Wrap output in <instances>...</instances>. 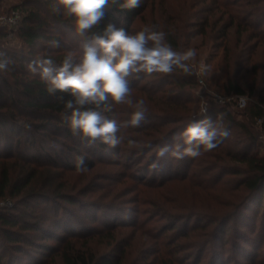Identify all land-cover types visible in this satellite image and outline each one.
Returning a JSON list of instances; mask_svg holds the SVG:
<instances>
[{
    "label": "rangeland",
    "instance_id": "obj_1",
    "mask_svg": "<svg viewBox=\"0 0 264 264\" xmlns=\"http://www.w3.org/2000/svg\"><path fill=\"white\" fill-rule=\"evenodd\" d=\"M24 1L0 0V16H10L16 9L23 10L26 16V11L20 8ZM213 4L212 0H143L129 28V33L135 34L146 25H156L155 30H171L175 37V25H179V51L194 48L197 52L195 60L190 62L195 87L177 97L185 103L186 110L175 107L174 72L168 73L169 76L134 73L128 77L130 98L133 104L144 100L148 109L145 120L140 127H124L135 109L128 104H116L109 97L108 114L111 120L117 121V136L122 138V143L114 148L107 145L104 151L90 150L88 156L95 166L86 173L32 166L28 159L27 162L20 159L18 151H12V143L0 144V165L7 166L14 182L24 183L31 168L36 167L38 177L32 189L51 185L55 188L63 183V191L79 200L78 206H69L66 210L59 209V205L67 204L58 200L41 202L37 210H32L40 213L41 232L15 229L13 236L17 242L0 235L1 264H64L61 255L72 246L98 258L121 257L122 264H264V234L260 228L264 197L257 212L259 218L254 222L255 229H249L245 223L253 224L258 215L254 211L258 208L253 207L251 192L241 183L245 174L220 169L228 161L222 160L221 150L216 148L202 151L199 157L186 156L180 160L169 154L158 160L156 155L160 146L180 143L184 147L182 138L174 139L175 115L203 119L202 105L207 104L208 109L214 107L212 93H227L229 78L244 89L245 95L253 87L257 93L255 98L264 96V38H249L248 32L241 39L235 27L228 31L226 38H221L220 30L228 17L222 10L213 8ZM56 8L60 23L52 22L49 34L62 37L66 53L79 64L84 55L85 34L77 32L74 18L64 15L62 5ZM45 15L50 18L49 14ZM178 15L184 17L177 21ZM0 30L7 32L4 39L0 38L1 49L14 55L29 53L30 48L17 35L18 29L13 36L8 35L9 28L0 26ZM42 45L44 42L38 47ZM201 64L207 66L206 86L198 82ZM4 75L11 74L4 71ZM228 108L237 122L245 123L253 132L259 146L264 134V126L257 123L260 118L251 116L246 108L241 111ZM96 111L105 118L106 108L99 106ZM219 121L228 133L224 136L225 143L246 139L239 126L229 128V123ZM8 132L0 131V135H9ZM16 138L17 134H13L12 139ZM129 140L135 141V145H129ZM225 143L223 147L227 146ZM23 144L25 148L28 145ZM43 145L38 140L34 149H48ZM24 154L22 151L20 155ZM258 156L264 158V150L258 151ZM154 162L159 164L157 169L151 168ZM228 165L234 166L236 162L230 161ZM24 196L27 195L20 196L21 199ZM26 201L31 205L36 202L35 199ZM15 203L8 196L0 200V210L6 207L11 215L34 223V218L23 214L24 207L11 212ZM245 207H250L246 212L248 219L226 220L236 213L242 216L241 210ZM53 208L59 211L56 213ZM29 211L32 212L30 209L26 213ZM224 221L219 229L218 224Z\"/></svg>",
    "mask_w": 264,
    "mask_h": 264
},
{
    "label": "trees",
    "instance_id": "obj_2",
    "mask_svg": "<svg viewBox=\"0 0 264 264\" xmlns=\"http://www.w3.org/2000/svg\"><path fill=\"white\" fill-rule=\"evenodd\" d=\"M212 1L214 3L213 8L222 10L223 15L228 17V22L220 30L221 38H226L228 31L234 27L241 39L248 32H250L249 38H264V0ZM58 4L59 0L24 1L23 6L20 8H23L27 15L24 17L17 35L28 45L30 48L29 53L14 55L0 48V53L3 54L2 58L9 61L8 70L6 71L11 74L7 77L4 75V71H0V131H9V135H0V144H3L5 141H9L10 144L12 143V151H18L20 159H25V162L28 159L29 164H32V166L45 167L49 170L53 169L63 172L65 170L76 169L75 156L80 154H86L85 163L88 169L93 168L95 166L94 161L88 156L90 150L104 151L108 146L99 139L94 143H89L87 139L82 138L80 133L74 134L66 119L67 116H70L71 110L67 109L65 105L68 101H72L74 107H80L76 104V97L70 92L57 91L55 94L49 93L47 84L40 77L29 71L28 65L41 59L39 58L40 56L42 58H51L57 68L62 66L65 58L69 56L66 53L67 47L62 37L49 34L52 22L56 21L60 23V14L56 12ZM140 8L124 10L118 4L110 3L105 8L104 20L85 33V43H91L94 35H102L105 27L110 22L114 23L117 28H123L129 33V28L138 16ZM235 8L238 10H234ZM46 13L50 15V18H47ZM180 17L182 19L184 16L178 15V17H175V20L178 21ZM217 22L220 23L221 20ZM3 31L0 30V38L4 39L7 36V32ZM178 31L179 25L177 24L175 25V37L171 30L165 31L167 43H170L176 51H179L180 33ZM43 42L44 45L38 47ZM231 49L229 46V52ZM72 62L75 64L73 59ZM172 72L175 73V81H173L176 92L175 107L186 110L184 107L185 103L181 102L177 97L195 87V73L192 70L186 73L180 68H174ZM166 76L169 75L167 74ZM249 89L250 94L248 93V96H250L252 101L247 106L246 112L251 111V116L264 119V96L261 94L257 99L254 97L257 94L255 89L253 87ZM226 91L228 94L234 95L247 94L232 78H229L227 82ZM108 106V100L100 105L101 108H106L107 110L105 118L111 119L108 114ZM84 108L96 110L97 107L95 105H85ZM207 117L213 121H216L219 117L221 121L230 124L228 125L229 128L232 125L239 126L246 135V141L239 140L228 144L225 143L226 137H221L216 149L221 150V154L223 155L222 160L228 161V163L220 165V169H223L226 173L245 174L246 177L241 180V183L245 188L250 190L249 198L254 204L253 207L257 206L258 208L254 211L255 215L258 214L257 212L261 209L264 197V158L258 156L259 146L257 137H255L245 123H239L234 119L233 112L228 106L215 105L208 111ZM202 118L204 119V117ZM199 120L201 119L185 115H175V124H177L174 130L175 138L179 137V134L190 123ZM13 134H17L16 139H12ZM32 139L34 140L30 143ZM38 140L44 144L43 146H47L48 149L46 147L45 149L44 147L37 150L34 149ZM23 142L28 144L26 148ZM224 143L227 145H225L226 147L222 146ZM239 148L241 149L239 150ZM22 151L25 153L24 155H20ZM230 161H235L236 165H228ZM0 171V200H4L8 196L13 200L15 199L16 205L11 212L24 207L23 214L35 220L34 223H28V221H24L16 215H11L12 213L10 214V211L8 210V212L6 207L3 208V211L0 210V235L11 242L19 241L13 236L14 232H16L14 231L15 229L22 232H41L43 227L40 221V213L32 211L37 210V207L42 204L41 202H57L58 200L67 204L59 205V209L63 210L68 209L69 206L79 205L78 197L63 191V183L58 184L55 188H52L51 185L46 186L47 188L32 189L31 185L38 177L36 167L31 168L29 175L22 184L18 181H13L10 170L6 165H0ZM25 194L27 196L21 199L20 196ZM28 199H35L36 202L33 205L28 204L26 201ZM30 209L32 212L26 213ZM244 209V211L241 210L242 216L236 213L229 220L228 218L226 220L231 222L233 219L241 217L245 221V219L249 218L246 212L250 210V207H245ZM53 210L56 212L55 208ZM258 218L259 214L254 218L252 225L248 221H246L245 225L249 229L251 227L255 229L254 225L257 223L254 224V222H257ZM224 223L225 221L220 222L218 228L221 229ZM260 228L264 234V214L260 220ZM261 238L263 237L261 236ZM61 257L64 264H122L121 257L105 255L98 258L93 253H85L74 249V246L68 248V250H64ZM1 260L2 258L0 257V262Z\"/></svg>",
    "mask_w": 264,
    "mask_h": 264
},
{
    "label": "clouds",
    "instance_id": "obj_3",
    "mask_svg": "<svg viewBox=\"0 0 264 264\" xmlns=\"http://www.w3.org/2000/svg\"><path fill=\"white\" fill-rule=\"evenodd\" d=\"M142 2L143 0H59L64 15L74 18L76 30L80 35H84L104 20L105 8L110 3L130 10L140 7ZM155 29L156 25H146L141 31L130 34L110 22L102 35H94L91 43L84 46L81 63L73 64L71 56H68L62 66L57 68L51 58H41L30 63L28 68L47 84L49 93L70 92L76 97V104L80 107H74L72 101L65 105L71 110L66 119L74 134L80 133L89 143L99 139L114 148L122 143V138L117 136V121L106 119L98 111L85 109L84 106L95 105L98 108L110 97L116 104H128L135 109L131 120L123 126L140 127L148 109L142 99L133 104L128 77L140 72L168 74L174 68L188 73L192 68L190 62L197 56L194 48L174 50L166 41V33ZM149 42H152L151 45ZM2 57L3 54L0 53V71H6L9 61ZM206 72L207 66L201 64L198 74L204 75ZM207 110L208 105H202L200 115H203L204 119L190 123L179 134L184 147L180 143L160 146L156 149L158 160L166 154L177 160L186 156L195 158L199 157L202 151H210L218 146L220 138L228 133L219 118L213 121L207 117ZM128 143L135 145L136 142L129 140ZM85 157L86 154L75 156L78 173L88 171ZM158 167V162L151 165L153 169Z\"/></svg>",
    "mask_w": 264,
    "mask_h": 264
},
{
    "label": "built area",
    "instance_id": "obj_4",
    "mask_svg": "<svg viewBox=\"0 0 264 264\" xmlns=\"http://www.w3.org/2000/svg\"><path fill=\"white\" fill-rule=\"evenodd\" d=\"M25 17V12L21 9H16L12 11V15L7 17L0 16V26L11 29L8 35L13 36L14 30L19 29L23 19ZM199 73V72H198ZM198 82L201 86H206V81L204 75L198 74ZM212 99L216 105L233 107L237 111L245 110L249 103L252 101L248 95H234L228 93H212ZM210 109L207 110V113ZM257 123L264 126V119H258ZM262 142L259 145V152L264 150V134L261 136Z\"/></svg>",
    "mask_w": 264,
    "mask_h": 264
}]
</instances>
